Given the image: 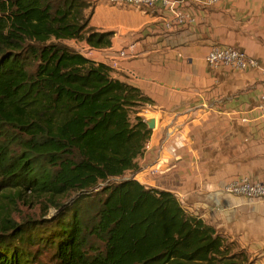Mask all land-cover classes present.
Instances as JSON below:
<instances>
[{"label":"trees","instance_id":"16d2710c","mask_svg":"<svg viewBox=\"0 0 264 264\" xmlns=\"http://www.w3.org/2000/svg\"><path fill=\"white\" fill-rule=\"evenodd\" d=\"M93 7L0 0V264H252L174 193L135 178L148 98L68 42L110 45L112 31L89 28ZM25 203L41 214L14 218Z\"/></svg>","mask_w":264,"mask_h":264},{"label":"crops","instance_id":"0c3cea01","mask_svg":"<svg viewBox=\"0 0 264 264\" xmlns=\"http://www.w3.org/2000/svg\"><path fill=\"white\" fill-rule=\"evenodd\" d=\"M94 2L89 28L112 35L110 45L90 57L108 60L127 52L117 76L148 98L138 114L154 119L135 178L146 187L171 191L253 258L252 264H264V201L224 190L244 174L264 180V117L248 112L264 91V0L212 5L176 0L195 22L171 29L165 27L162 6L109 8L102 0ZM101 9L108 23L94 18ZM214 42L239 48L257 66L211 68L204 53Z\"/></svg>","mask_w":264,"mask_h":264},{"label":"built area","instance_id":"2783aa9c","mask_svg":"<svg viewBox=\"0 0 264 264\" xmlns=\"http://www.w3.org/2000/svg\"><path fill=\"white\" fill-rule=\"evenodd\" d=\"M113 4H125L137 7L153 8L162 6L167 8L165 27L171 29L173 25H188L195 22V18L190 13L180 9L176 5V0H108ZM202 3L212 5L218 0H201ZM79 51L91 56L95 49L87 43L86 40H76ZM127 52L121 50L118 55H114L107 60L108 65L115 71L121 72L122 66L120 57H124ZM204 58L211 68L226 66L235 70H243L248 67L257 66L256 59L247 56L242 50L229 44L212 43L204 53ZM264 73V72H263ZM248 112L252 115H260L264 117V91L261 93L260 101L256 106L249 108ZM246 120V117H243ZM146 142L145 146L147 147ZM152 174H158L157 168L150 169ZM224 190L230 194L245 195L251 198H259L264 201V180L258 178L257 175L244 174L242 176L229 180Z\"/></svg>","mask_w":264,"mask_h":264},{"label":"rangeland","instance_id":"374dc122","mask_svg":"<svg viewBox=\"0 0 264 264\" xmlns=\"http://www.w3.org/2000/svg\"><path fill=\"white\" fill-rule=\"evenodd\" d=\"M94 2V0H93ZM96 4V2H94V5ZM102 4H105L107 5L109 8H111L110 6H115V5H118V4H113L111 2H109L108 0H102ZM132 6V5H130ZM94 8V7H93ZM101 11L102 9L96 14V17H94L99 23H102V24H105V23H108L109 21V16L107 15L108 17V20L106 21H103L102 20V14H101ZM94 13V9L90 15V18L92 17ZM91 29H94L93 27H90ZM71 45H74V47H76L77 45L76 44H71ZM78 49V47H77ZM79 50V49H78ZM113 53V52H112ZM115 55H118V54H115ZM90 56V55H89ZM114 56V55H113ZM112 57V56H111ZM122 58V57H120ZM102 60L104 61H107V58L106 57H103ZM139 173H137L138 175ZM133 175L132 173L130 172H126L124 177H127V176H131ZM136 176V175H135ZM110 181H114V180H110ZM55 209L53 207H50L48 212L45 214V216H48V217H51L55 212ZM41 214V211L39 209V206L36 205V204H28V203H25V204H20L18 205L17 209L14 211L13 213V216L14 218L16 219H22V218H34V217H37ZM48 254L49 252H46L45 254H43L41 256V259L44 260V259H47L48 258Z\"/></svg>","mask_w":264,"mask_h":264},{"label":"water","instance_id":"95a60500","mask_svg":"<svg viewBox=\"0 0 264 264\" xmlns=\"http://www.w3.org/2000/svg\"><path fill=\"white\" fill-rule=\"evenodd\" d=\"M145 122L148 125V128L151 129L154 126V119L153 118H145Z\"/></svg>","mask_w":264,"mask_h":264}]
</instances>
